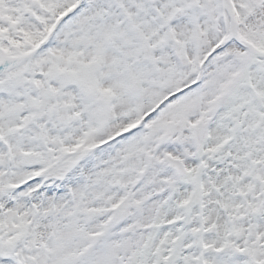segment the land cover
I'll list each match as a JSON object with an SVG mask.
<instances>
[{"label":"snow or ice","instance_id":"snow-or-ice-1","mask_svg":"<svg viewBox=\"0 0 264 264\" xmlns=\"http://www.w3.org/2000/svg\"><path fill=\"white\" fill-rule=\"evenodd\" d=\"M0 264H264V0H0Z\"/></svg>","mask_w":264,"mask_h":264}]
</instances>
